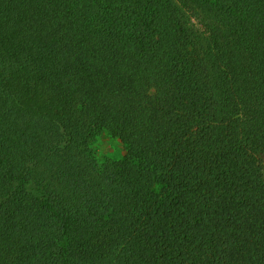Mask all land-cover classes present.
<instances>
[{"label": "trees", "instance_id": "1", "mask_svg": "<svg viewBox=\"0 0 264 264\" xmlns=\"http://www.w3.org/2000/svg\"><path fill=\"white\" fill-rule=\"evenodd\" d=\"M263 155L264 0H0V264H264Z\"/></svg>", "mask_w": 264, "mask_h": 264}, {"label": "rangeland", "instance_id": "2", "mask_svg": "<svg viewBox=\"0 0 264 264\" xmlns=\"http://www.w3.org/2000/svg\"><path fill=\"white\" fill-rule=\"evenodd\" d=\"M90 145L97 158L120 159L125 154L124 145L119 139L110 136L106 131L97 134L91 140Z\"/></svg>", "mask_w": 264, "mask_h": 264}]
</instances>
